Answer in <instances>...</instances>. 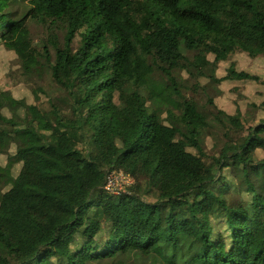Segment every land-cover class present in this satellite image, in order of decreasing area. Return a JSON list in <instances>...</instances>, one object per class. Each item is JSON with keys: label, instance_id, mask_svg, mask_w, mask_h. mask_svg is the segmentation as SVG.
Returning <instances> with one entry per match:
<instances>
[{"label": "trees", "instance_id": "1", "mask_svg": "<svg viewBox=\"0 0 264 264\" xmlns=\"http://www.w3.org/2000/svg\"><path fill=\"white\" fill-rule=\"evenodd\" d=\"M7 8L0 264H264V0Z\"/></svg>", "mask_w": 264, "mask_h": 264}, {"label": "rangeland", "instance_id": "2", "mask_svg": "<svg viewBox=\"0 0 264 264\" xmlns=\"http://www.w3.org/2000/svg\"><path fill=\"white\" fill-rule=\"evenodd\" d=\"M8 1V10H12L14 12V15L16 17L20 16V8H19V1L20 0H7ZM60 33V32H58ZM56 36L57 34L54 33ZM62 38V35L59 36V39ZM258 64L256 61H253V65L257 66V71L261 74L262 77H264V60L259 59L257 60ZM259 65V66H258ZM2 80L0 81V88L5 87V85L9 82L7 76H2ZM248 90L253 89V85L249 84L247 86ZM251 97H247L246 101L248 103H251ZM25 115V114H23ZM1 131V129H0ZM8 136V140H4L2 136L0 135V152L1 153H7V152H12L14 154L17 153V150L24 146L26 144L25 139L21 136L20 132H13L12 128H7L6 129ZM110 177L114 178L113 180L119 181L116 184H110L106 186V190L111 191L113 193H120L124 192L126 189L125 184L131 182V178L127 177L122 173L120 170H111ZM7 179L1 174V169H0V192L2 191L3 185L6 183Z\"/></svg>", "mask_w": 264, "mask_h": 264}, {"label": "built area", "instance_id": "3", "mask_svg": "<svg viewBox=\"0 0 264 264\" xmlns=\"http://www.w3.org/2000/svg\"><path fill=\"white\" fill-rule=\"evenodd\" d=\"M114 178H112V177H109V179L107 180V184H106V186L107 185H110V184H116V183H118L119 181H116V180H113Z\"/></svg>", "mask_w": 264, "mask_h": 264}]
</instances>
